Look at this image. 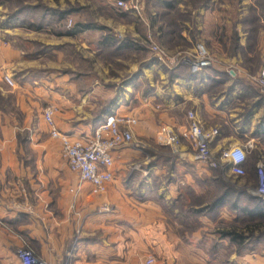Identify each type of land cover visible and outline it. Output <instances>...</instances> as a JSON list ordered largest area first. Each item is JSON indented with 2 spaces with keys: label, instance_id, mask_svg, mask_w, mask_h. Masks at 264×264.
Segmentation results:
<instances>
[{
  "label": "crops",
  "instance_id": "crops-1",
  "mask_svg": "<svg viewBox=\"0 0 264 264\" xmlns=\"http://www.w3.org/2000/svg\"><path fill=\"white\" fill-rule=\"evenodd\" d=\"M109 5L118 9L113 0ZM80 28L64 33L13 30L24 46L5 42L0 47V264H20L16 254L22 247L44 264H145L149 246L158 254L163 250L162 261H180V252L166 250L169 229L176 240L172 244L186 245L188 257L196 260L189 250L196 231L182 242L175 234L181 228L177 214H195L196 205L206 211L213 202L236 226L246 217L255 221L246 229L251 236L255 233L257 243L264 240V233H257L264 230V202L257 194L259 170L264 177V94L244 74L251 60L264 69V46L250 51L238 45L243 51L232 58L220 49V64L197 74L184 65L172 74L153 69L155 78L145 70L125 87V98L113 96L116 105L85 123L84 102L101 94L100 78L92 80L95 88L85 94L78 88L84 83L83 65L62 61L68 48L83 50L77 42L70 44L83 34ZM97 38L100 46H114L108 37ZM33 45L39 48L36 53H31ZM184 67L187 78L179 75ZM101 80L104 85L110 81ZM54 104L60 106L54 116L57 129L79 140L114 114H133L138 120L133 135L155 138L162 125L183 129L191 111L205 131H217L209 150L218 166L196 161L183 140L176 151L156 146L157 156L146 159L138 158L131 145L124 146L112 152L113 177L106 192L93 196L89 185L68 170L59 143L49 139L42 112ZM235 148L245 152L242 176L231 173L220 157ZM184 196L189 200L180 210L174 201ZM194 198L203 200L195 204ZM132 230L140 232V240L132 237ZM240 232L237 227L236 238Z\"/></svg>",
  "mask_w": 264,
  "mask_h": 264
},
{
  "label": "rangeland",
  "instance_id": "rangeland-1",
  "mask_svg": "<svg viewBox=\"0 0 264 264\" xmlns=\"http://www.w3.org/2000/svg\"><path fill=\"white\" fill-rule=\"evenodd\" d=\"M140 1L142 10L140 16L135 17L130 12L112 8L109 0H0V47L5 42L10 45L24 46L23 38L13 34V30L39 29L45 32L64 33L83 27L79 32L83 34L70 43L75 47L77 42V47L83 46V50L68 48L67 53L62 56V61L69 66L70 64L83 65L82 72L79 71V66L77 72L83 74L84 83L78 88L85 94L95 88L92 87V80L100 78L101 94H97L95 100L91 96L84 102L83 108L86 114L84 121L88 123L96 121L98 114L105 113L109 106L117 104L110 100L113 96L117 97L119 94L125 98L124 92L127 93L125 87H128L134 76H139L146 70L150 73L149 77L155 78L153 69L172 74L174 69L180 68L179 65L172 67L158 63L151 52L152 43L168 55L191 52L196 44H202L215 60V67L220 64L217 55L220 49L226 53L225 56L232 58L243 51L238 49L237 45H244L250 51H253L256 46H264V0ZM165 1H170L172 7H163ZM121 31L122 35H120ZM102 36L110 38L114 46L110 48L100 46L97 37L101 39ZM122 45L127 48L122 49ZM224 48L228 50L225 51ZM30 49L31 53H36L34 51L39 48L33 45ZM155 61L161 65L159 68L157 63L152 65ZM244 64L246 65V61ZM247 67L263 69L256 59L251 60ZM221 68L226 71L228 69L226 66ZM248 68L245 70V75H254L259 71L254 72ZM178 71L182 78H187L189 75L185 67ZM101 78L106 81H112L111 79L116 81L113 85L110 81L104 82V85ZM45 107L52 108L55 117L60 114V106L57 104ZM131 147L137 151L140 159L157 156L155 152L158 149L153 137L144 139L133 135ZM184 197L178 203L174 201L180 210L186 209L185 202L189 200L186 196ZM202 200L194 198L192 202L201 204ZM194 210H196L195 214H188L186 211H183L184 215L177 214L181 219L179 220L181 228L176 230L175 234L179 235L180 240L186 244L187 236L191 234L192 229H195L197 234L195 246H191L189 250L192 254L195 253L196 260L188 257L186 245H173L176 240L170 229L166 231L169 241V247L166 246L168 248L166 250L169 253H172V249L180 252L181 260L162 261L163 250L158 254L150 246L146 253L147 258L156 259L157 264H264V240L257 243L254 240L255 233L251 236V231L246 229L253 221L246 217L236 226L234 222L228 220L229 218L221 216L219 208L205 211L204 206L196 205ZM237 227L240 230L243 229V232L238 233L237 239L223 236L224 232L235 233ZM131 233L136 241L140 240V232L132 230ZM257 233H264V230Z\"/></svg>",
  "mask_w": 264,
  "mask_h": 264
},
{
  "label": "built area",
  "instance_id": "built-area-1",
  "mask_svg": "<svg viewBox=\"0 0 264 264\" xmlns=\"http://www.w3.org/2000/svg\"><path fill=\"white\" fill-rule=\"evenodd\" d=\"M113 5L137 17L140 16L142 10L140 0H113ZM151 52L158 63L172 67L188 66L193 74L200 73L215 64V60L202 44H196L191 52L168 55L152 43ZM228 72L235 71L228 69ZM245 76L258 88L260 93L264 94V69L257 71L254 75ZM42 116L49 137L59 143L60 157L65 161L68 170L78 176L80 183L89 185L91 195L104 194L113 177L112 152L132 145L133 129L138 124L137 118L127 114L110 115L95 128L90 137L79 140L72 139L57 129L52 108L45 107ZM186 118V126L181 130L168 125L160 126L155 137L156 146L169 147L176 151L183 140L189 144L196 161L218 166V161L211 156L209 150V142L217 135V131H205L195 120V115L191 111L187 112ZM220 157L228 162L231 173L237 176L244 175L245 152L242 149L223 151ZM257 194L264 202V177L261 170H259ZM16 255L20 264H44L27 247L18 249ZM153 262L152 258H147L145 264H153Z\"/></svg>",
  "mask_w": 264,
  "mask_h": 264
},
{
  "label": "trees",
  "instance_id": "trees-1",
  "mask_svg": "<svg viewBox=\"0 0 264 264\" xmlns=\"http://www.w3.org/2000/svg\"><path fill=\"white\" fill-rule=\"evenodd\" d=\"M163 7H167V8H171L172 7V3L170 1H165L163 2ZM233 39V38H232ZM236 42V41H235ZM238 46V45H237ZM224 50H228L227 48H224ZM206 208L208 209H213L214 208V202L210 204V206H207ZM262 211V210H261ZM264 216V215H261ZM259 218V216H258ZM259 220V219H258ZM261 220V219H260ZM262 222V221H261ZM223 236H227V237H231L233 240L237 239L235 236L234 232H224Z\"/></svg>",
  "mask_w": 264,
  "mask_h": 264
}]
</instances>
